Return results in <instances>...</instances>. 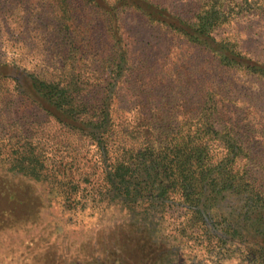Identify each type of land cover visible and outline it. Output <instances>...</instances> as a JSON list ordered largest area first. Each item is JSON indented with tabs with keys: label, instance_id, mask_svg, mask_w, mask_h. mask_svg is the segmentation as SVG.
<instances>
[{
	"label": "trees",
	"instance_id": "16d2710c",
	"mask_svg": "<svg viewBox=\"0 0 264 264\" xmlns=\"http://www.w3.org/2000/svg\"><path fill=\"white\" fill-rule=\"evenodd\" d=\"M175 2L0 0V171L69 221L143 228L152 264H264V123L238 86L264 82V59L228 30L264 0ZM132 13L208 66L171 94L137 93L144 70L179 72L135 57ZM49 122L62 144L38 129Z\"/></svg>",
	"mask_w": 264,
	"mask_h": 264
},
{
	"label": "rangeland",
	"instance_id": "374dc122",
	"mask_svg": "<svg viewBox=\"0 0 264 264\" xmlns=\"http://www.w3.org/2000/svg\"><path fill=\"white\" fill-rule=\"evenodd\" d=\"M175 1L180 9L186 7V0ZM125 29L126 40L134 46L136 58L148 55L156 66L175 69L180 75L166 76L158 69H146L141 78L143 90L137 91L140 95L147 90L156 96H162L164 92L171 94L169 81L197 77L209 62L203 51L186 47L183 41L177 46L171 39L161 38L134 13L127 15ZM228 30L239 36L244 51L264 59V15L244 16ZM146 40L148 43L144 45ZM6 55L17 56L18 51L9 47ZM219 76L226 81L228 75L220 73ZM130 79L134 80L133 77ZM238 82L240 91L246 95L244 98L254 99L253 110L264 123V82ZM123 85L121 93L130 96L131 91L126 89L129 84ZM40 128L49 144L63 138L54 137L57 126L52 122L42 124ZM43 199L29 181L0 171V264L153 263L152 256L159 243L148 238L143 228L128 221H97L86 214L80 219L71 213L73 219L69 221L67 212L58 206L47 208Z\"/></svg>",
	"mask_w": 264,
	"mask_h": 264
}]
</instances>
